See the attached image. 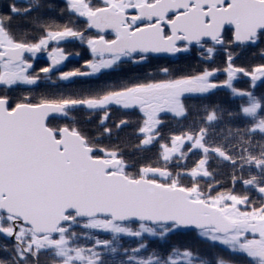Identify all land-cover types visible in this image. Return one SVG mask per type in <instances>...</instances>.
Returning a JSON list of instances; mask_svg holds the SVG:
<instances>
[{"label": "snow or ice", "instance_id": "snow-or-ice-1", "mask_svg": "<svg viewBox=\"0 0 264 264\" xmlns=\"http://www.w3.org/2000/svg\"><path fill=\"white\" fill-rule=\"evenodd\" d=\"M64 3L61 11L82 18L95 34L86 36L67 24L53 30L46 17L58 6L49 0H15L11 15H0V86L37 85L41 77L33 73L32 59L43 51L51 63L40 72L51 81L69 59L59 46L68 39L86 43L93 59L86 71L60 72L61 82L98 77L125 62L141 64L152 54L188 52L194 45L205 60L224 52L226 80L214 79L220 69H205L106 85L86 95L56 93L38 102L0 95V264H40L44 255L54 264H236L239 254L250 264H264V94L254 91L264 82V63L251 70L235 64L236 49L258 48L264 58V0ZM13 16L42 34L34 40L27 32L18 35ZM52 43L57 46L49 49ZM160 72L171 77L168 68ZM241 75L250 78L252 90L234 86ZM222 87L243 102L235 110L206 106L199 121L165 140L163 115L187 120L188 100ZM113 106L139 111L134 148L158 146L156 162L137 166L119 144H104L130 126L123 119L109 126ZM79 110L99 114L95 135L77 126L70 114ZM54 117L71 123L53 124ZM194 153L200 158L188 168ZM214 161L232 168L233 189L240 183L258 193L260 202L221 190L209 170ZM179 229L198 230L200 237L224 246L229 258L206 260L187 247L166 252L151 247L150 238L164 241Z\"/></svg>", "mask_w": 264, "mask_h": 264}, {"label": "flooded vegetation", "instance_id": "flooded-vegetation-1", "mask_svg": "<svg viewBox=\"0 0 264 264\" xmlns=\"http://www.w3.org/2000/svg\"><path fill=\"white\" fill-rule=\"evenodd\" d=\"M15 0H0V15H11L9 11V5L14 3ZM49 3L57 5V9L54 12H51L47 15L46 21L48 24L52 25L53 30L58 28L62 29L64 25L70 27H75L78 30L85 31V35H94L95 30L89 32L86 29V25L83 22V19H78L75 16H71L67 11H61L65 9L64 0H49ZM21 6V5H18ZM13 26L17 29L18 35L21 32H27L29 39H36L42 33L38 30H33L23 17L13 16ZM107 38H113L109 35ZM55 43L50 44L49 49L56 47ZM64 49L66 53L69 54V59L64 61L60 66V70L52 74L51 81L45 79V74L40 72V69L50 66V58L47 51L40 52L32 59L33 63V73L39 74L41 77L40 82L34 86H25L20 85L13 88L5 89L0 86V95H7L11 101H20L23 97L29 96L32 98L33 102H38L44 96H51L56 93H65V94H74V95H86L89 92L99 90L100 88L106 85H115L120 86L124 83H130L137 80H146V79H164V78H175L186 75H196L201 73L205 69L215 68L219 69L215 64L218 60L219 64L226 63V55L223 51H218L217 54L213 57L212 60H205L200 54L198 46H193L192 49L188 52H181L175 55L174 57H163L152 54L149 59L141 64H133L130 62L123 63L118 70L103 73L101 75L93 77H77L74 79V82H61L57 79L60 72H66L71 70H80L86 71L85 63L93 59V56L90 52V49L86 43H81L78 39H68L62 41L59 45ZM264 48V46H261ZM237 58L236 66L243 67L247 70H251L256 65L264 63V58L261 56V49L258 48H243L236 49ZM217 63V64H218ZM161 68H168L171 77H165L163 73L160 72ZM175 71V73H172ZM182 72V73H180ZM220 73V72H218ZM223 76L226 80V75L223 72ZM223 80V81H225ZM221 82V81H220ZM234 86L239 90H252L250 89V78L246 76H238L237 79L233 82ZM243 83H247L248 87H245ZM92 85V88L89 85ZM224 91L223 101L227 103L229 100H233V103L238 101V105L243 101L240 97L233 95L230 89L228 88H218ZM264 82H257V87L254 89L257 95L264 94ZM217 94V89L207 95L206 98H197L188 100V104L192 106L191 115L189 119L191 124L195 121H199L200 117L204 114V107L216 106L218 100H214L212 97ZM220 103L223 105L222 100ZM80 111L88 114L86 110H79L71 113L70 115L75 118L77 121L79 118ZM99 114L91 115L94 120V131L95 134L98 130V119ZM141 118V114L137 109L125 110L117 106H113L111 109V118L109 121V126H112L113 123H118L120 120H128L130 122L129 127L135 128L137 123ZM163 126L162 129L177 130L184 129L188 126L186 125V120H177L174 119L171 114L163 115ZM53 124L64 125L71 123L70 119L66 118H51ZM120 132V131H119ZM114 144L116 141V134L110 139ZM137 140V139H136ZM138 143V140H137Z\"/></svg>", "mask_w": 264, "mask_h": 264}, {"label": "trees", "instance_id": "trees-1", "mask_svg": "<svg viewBox=\"0 0 264 264\" xmlns=\"http://www.w3.org/2000/svg\"><path fill=\"white\" fill-rule=\"evenodd\" d=\"M219 61L217 60L214 65L217 67L220 66V73H217V75L214 77V79L217 82H223L225 80V77L223 76V69L226 67L225 64H219ZM218 63V64H217ZM237 62L235 61V64ZM215 69V68H210ZM172 73H175L173 71ZM182 73V72H180ZM245 87H248L247 83H243ZM92 88V85H89ZM93 89V88H92ZM264 92V90L262 91ZM218 95H213L214 100H218L216 105H220L222 107L230 108L235 110L238 106V101L240 99L235 100L236 103H233V100L227 101L225 103L223 101L224 99V91L221 89H217ZM220 99L222 100L223 105L220 103ZM79 118L77 120V126L80 127L82 130H84L89 135H95V123L93 120V117L91 118L89 114L85 112H81L78 114ZM190 117V116H189ZM186 125L189 127L191 124V120L188 118L186 120ZM187 127V128H188ZM135 128H127L124 130H121L116 134V141L113 144L111 140L105 139L104 144L106 146H112L115 144H119L126 152L127 158L131 163L136 164L139 166L141 163H153L157 161V153H158V146H153L151 150L148 151H135L134 146L137 144V137L134 135ZM184 129H177V130H169V129H162L163 135L165 137V140H167L168 136L172 133H179ZM200 158L199 153L191 154L186 161V166L188 168L192 167L194 163ZM210 171H213L214 178L216 181H219V184L222 186L221 190H234L237 194H247L253 198L257 203H259V194L256 193L253 190H249L245 186H243L240 183H236L234 189L231 181V173L232 168L228 166L227 164H220L219 162H212L210 164ZM245 178H247V174L245 175ZM187 183V181H185ZM207 183L206 180H201L202 186H205ZM126 243L130 240V238H125ZM151 239V247L153 249H158L162 252H166L169 248L176 246L180 248H191L194 251L198 252L204 259L211 260L213 257L220 256L225 259H228L230 254L225 250L224 246L219 244H212L210 241H207L206 239L199 236L198 232H191V231H183V230H177L175 233L168 236L164 241H160L156 238H150ZM0 242H2V238H0ZM132 246H135L134 242L132 243ZM236 264H250V258L246 257V255L239 254L233 257ZM40 264H54V261L52 258H50L47 255H44L40 259Z\"/></svg>", "mask_w": 264, "mask_h": 264}, {"label": "water", "instance_id": "water-1", "mask_svg": "<svg viewBox=\"0 0 264 264\" xmlns=\"http://www.w3.org/2000/svg\"><path fill=\"white\" fill-rule=\"evenodd\" d=\"M177 54L178 53H175V54H172V53H160V54H154V55L163 56V57H174ZM54 118H61V117H54ZM180 230H183V231H198L196 229H180Z\"/></svg>", "mask_w": 264, "mask_h": 264}, {"label": "bare ground", "instance_id": "bare-ground-1", "mask_svg": "<svg viewBox=\"0 0 264 264\" xmlns=\"http://www.w3.org/2000/svg\"><path fill=\"white\" fill-rule=\"evenodd\" d=\"M185 129V128H184ZM191 232H198V231H191Z\"/></svg>", "mask_w": 264, "mask_h": 264}]
</instances>
